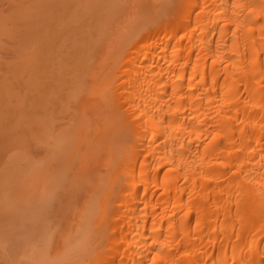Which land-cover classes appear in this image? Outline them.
<instances>
[{"label": "bare ground", "instance_id": "obj_1", "mask_svg": "<svg viewBox=\"0 0 264 264\" xmlns=\"http://www.w3.org/2000/svg\"><path fill=\"white\" fill-rule=\"evenodd\" d=\"M138 2L137 6L141 3ZM172 5L165 15L154 17L156 20L138 28V32L130 35L124 32L127 38L118 42L113 54L108 52L102 58L104 62L101 60L102 65L99 62L100 67H96L99 70L89 65L91 71H85L90 73L84 77V85L88 84L94 98L79 101L76 96L85 95L77 94L76 101L73 99L78 103L75 106L70 105L72 101L64 103L62 100L66 97L61 99L65 104L62 114L69 113L68 119L65 124L61 123L63 127L59 125L60 129L58 124L54 125L56 130L52 124H56L59 117L55 122H46L52 125L48 128L50 134L45 129L48 140L47 136L39 134V127L34 129L30 125L28 128L34 120L24 118L29 122L19 126L18 120L14 123V119L8 120L6 116L8 124L11 121L14 124L8 128L1 126L7 128L5 134L0 129V134H4L0 137V200L9 195L16 201L12 202L13 206L20 199L17 207L28 206L24 200H30L33 207H41V210L35 208L38 211L33 214H36L30 213L35 230L29 232L35 233V239L23 244L35 250L32 248L34 251L30 250V254L28 248L22 246V250L28 251L22 255L27 262L23 264H264V0H175ZM3 16L0 15V20ZM97 34L92 37L101 39L103 34ZM89 38L85 40L91 42L87 43L92 47L94 39ZM99 42L103 48L104 42ZM98 53L101 54L100 50ZM96 57L95 60L100 58L98 54ZM50 61L53 64V59ZM75 72L79 77L80 72ZM83 72L80 76L86 75ZM70 75L69 83L73 77L77 79L74 72ZM83 76L78 84L82 83ZM75 93H66V96ZM27 95L23 98L27 101L30 97L29 101L21 105H29L32 113L33 109L36 111L35 107L32 109L35 103L30 106L29 102L33 101L31 97H37ZM16 104L20 107L18 111L24 107L20 106V101ZM42 105L46 112V104ZM40 107H37L39 112L36 111L39 116L43 109ZM72 107L75 110L70 113ZM23 110L16 111V116ZM8 111L12 115V109ZM21 115L20 122L26 117ZM41 117L35 116V123L44 124L45 121H41L44 117ZM37 123L35 126H40ZM43 141L50 144L44 146ZM32 142L35 147L31 146ZM10 150L17 156L11 157ZM31 151L35 152V157ZM60 154L66 157L60 160L63 157L58 158ZM30 162L35 165L34 169ZM26 167L33 170L27 169V172ZM40 175L43 184L39 186L42 189H38L45 190V195L40 190L36 194L46 196L45 199L40 197L42 200L28 190L31 185L36 190L35 182H39ZM14 177L18 181L25 180L20 183ZM26 178L30 183L34 181L33 184L28 182L30 187L26 192H31L28 196L20 194L29 186L25 184ZM7 186L10 192L17 193L18 187L22 189L18 190L20 198L14 191L12 195L5 193L9 189ZM30 194L34 196L32 199H28L32 197ZM30 205L25 208L34 209ZM3 214L0 222L5 223L10 214ZM5 227H1L0 232ZM22 237V242H27L28 235ZM3 250L0 256L5 261L12 251L10 249L6 255V249Z\"/></svg>", "mask_w": 264, "mask_h": 264}, {"label": "rangeland", "instance_id": "obj_2", "mask_svg": "<svg viewBox=\"0 0 264 264\" xmlns=\"http://www.w3.org/2000/svg\"><path fill=\"white\" fill-rule=\"evenodd\" d=\"M14 2V3H10V2ZM73 1V2H72ZM83 1V2H82ZM90 3H89V2ZM98 0H96V2H97ZM170 1H172V0H169L168 1V4H166V2H167V0H144V1H142L141 2V0H139V2L138 3H140L141 4V6H140V4H138L139 6H137V4H135V3H137V0H101V1H98V3H96L95 2V0L94 1H92V0H33V3H32V0H0V12L1 13H3V14H1L0 13V15L2 16V15H4L3 16V18H5L6 17V13H7V15H9V17L7 16L6 17V19H5V22H4V20H3V18L0 20V22H1V25H2V27L0 26V129L1 130H4L2 133H4L5 132V130L8 128V126H10L11 124H14V123H17V122H15V121H19L18 123H19V126L21 125L20 123H22L23 124V122H25L26 120H24V118L25 119H28L29 121L30 120H34V122L33 121H31V122H33V123H30L29 124V126H28V128H30V125L31 126H33V127H35L34 129H36V127H39L40 128V131H39V134L41 135V134H43L42 135V137L44 136V138H45V136H47L46 137V140H48L49 139V136L47 135V134H50L49 133V130L51 131V129H48L50 126H52L53 128L55 127V126H57V124H58V126H57V128H59V125L61 124V123H63V124H65L64 122H67V120L66 119H68V114L69 113H65V114H62L63 112H62V108L64 107V103H66V104H69V103H71V101L72 102H74L75 103V99L77 98L78 100L80 99V100H82L83 99V101H87V100H89L90 101V99H92V95H90V91L88 90V88H89V86H88V84H86V85H84V83L86 82L85 81V79H84V77L85 76H87L89 73H85V71L86 72H88V71H91L90 69H88V67H89V65H90V67L89 68H91L92 69V65H93V67H95L94 68V70H99L98 68H96L97 66H99V62H101V60L104 62V59H102V58H105L106 57V54H109L108 52H110L111 54H113V52L115 51V47H117V45H119L125 38H127V36H125V35H127V34H129V33H133V32H138L137 31V29L139 28V29H141V27L142 26H144V25H146V26H148L152 21H154V19L156 18V19H158L159 18V16H163V15H165L168 11H169V9H171V8H169V5L171 4V6L170 7H172L173 5V1L175 2V0H173L171 3H169ZM101 2V3H100ZM134 4H133V3ZM145 4H144V3ZM155 2V3H154ZM71 3V4H70ZM72 3H73V5H72ZM89 3V4H88ZM93 5H92V4ZM10 4V5H9ZM14 4V5H13ZM18 4V5H17ZM21 4V5H20ZM31 4V5H30ZM34 4V5H33ZM66 4H67V7H66ZM83 4V5H82ZM98 4H100V5H98ZM147 4V5H146ZM70 5L72 6V7H70ZM75 5V6H74ZM90 5V6H89ZM95 5H97L96 7H95ZM14 6H16L15 8H14ZM24 6H25V8H24ZM38 8H37V7ZM70 8H69V7ZM86 6V7H85ZM89 6V7H88ZM135 6H137V7H135ZM4 7H5V9H4ZM12 7V9L10 10L9 8H11ZM21 7H23L22 9H21ZM31 9H30V8ZM90 7H91V9H90ZM139 7H142V9L141 8H139ZM146 7V8H145ZM28 8L30 9V10H28ZM71 9V10H68V9ZM75 8V9H74ZM87 8V9H86ZM173 8V7H172ZM4 9V10H3ZM93 9H95L94 11H92ZM144 9V10H143ZM2 10V11H1ZM6 10H10V11H6ZM91 12H90V11ZM85 11V12H84ZM96 11V12H95ZM5 12V13H4ZM84 12V13H83ZM92 13L93 15V17H95V18H93L92 16H91V14H90V16H89V14L88 13ZM95 12V13H94ZM87 13V14H86ZM95 14V15H94ZM153 16H152V15ZM30 15V16H29ZM86 15V16H85ZM148 15V16H147ZM149 15H151L152 17H150ZM115 18H114V17ZM155 17V18H154ZM158 17V18H157ZM8 18V19H7ZM29 18V19H28ZM114 18V20H112ZM118 18V19H117ZM117 19V20H116ZM153 19V20H152ZM155 19V20H156ZM3 20V21H2ZM117 21V23H113V22H116ZM142 21H143V23H142ZM109 22H111L110 24H109ZM143 25H142V24ZM102 24L104 25L103 27H102ZM106 24V25H105ZM108 24V25H107ZM141 24V25H140ZM97 25V26H96ZM109 25H111V26H109ZM98 26H100V27H98ZM109 26V27H108ZM112 26H114V27H112ZM111 27H112V29H111ZM101 28H102V30H101ZM109 29V34H108V32H107V30ZM30 29V30H29ZM65 29V30H64ZM127 29L128 30H130V31H132V32H130V31H127ZM143 29V28H142ZM34 30V31H33ZM96 30V31H95ZM105 30V31H104ZM126 30V31H125ZM33 31V32H32ZM60 31V32H59ZM63 31V32H62ZM65 31V32H64ZM100 31V32H99ZM124 32H126L127 34H125ZM63 33V34H62ZM97 33H102L103 35H101V36H105L106 34L110 37V39L109 38H106V37H108V36H106L105 38H103V37H101L100 36V38L101 39H94L93 37H92V35H96ZM111 33V34H110ZM120 33V34H119ZM29 34V35H28ZM35 34V35H34ZM40 34V36H38ZM60 34V35H59ZM99 34V35H100ZM105 34V35H104ZM125 34V35H124ZM31 35V36H30ZM98 35V34H97ZM97 35H96V37H97ZM125 36V37H123V36ZM130 35V34H129ZM44 36H45V39H44ZM65 36V37H64ZM89 36H90V38H93L94 40H97V42H98V40L99 41H103L104 43L106 42H108L109 41V43L108 44H106L107 45V48L105 49L104 48V46L106 47V45L103 43L102 45H104L103 46V48L101 47V42H99V43H95V42H93L94 40L93 39H91V40H93L92 41V43H94L95 45H93V46H95V47H91V45H89V44H91V42L89 43V41H86L87 40V38H89ZM117 36H120V37H117ZM29 37H30V39H29ZM34 39H33V38ZM38 37H39V39H38ZM43 37V38H42ZM57 37V40H60V41H58V43L60 44V46H59V44L57 43V40L55 39ZM95 37V36H94ZM59 38V39H58ZM81 38V39H80ZM89 38V39H90ZM98 38H99V36H98ZM103 38V39H102ZM113 39V41L116 43V44H114V42L112 41V39ZM32 39V40H31ZM41 39V40H40ZM54 39V40H53ZM61 39H62V41H61ZM86 39V40H85ZM118 39H120V40H118ZM50 40L52 41V42H50ZM56 40V44H53V43H55L54 41ZM90 40V41H91ZM105 40H108V41H105ZM30 41H32V42H30ZM45 41V42H44ZM49 41V42H48ZM86 42V43H85ZM89 44H88V43ZM111 42V43H110ZM118 42H120V43H118ZM35 43V44H34ZM48 43H49V45H48ZM52 43V47L50 46V44ZM37 44V45H36ZM89 45L90 46V48H92V49H90L89 48V46L87 47V48H89L87 51H85V49H87L86 48V46L87 45ZM96 44H100L99 46H96ZM112 46H111V45ZM28 45L29 46H31V47H28ZM57 46H59V48L57 47V49H56V47ZM48 46H50V47H48ZM109 46V47H108ZM114 46V47H113ZM34 47V48H33ZM55 47V48H54ZM96 47H97V49H96ZM101 47V48H100ZM112 47V48H111ZM52 50H50V49ZM112 50H111V49ZM47 49H49L50 51L49 52H47L48 50ZM57 51H56V50ZM114 49V50H113ZM96 50V51H95ZM100 50V52H101V54H99L98 53V51ZM94 51H95V54H94ZM53 52V53H52ZM56 52V53H55ZM58 52H60V53H58ZM88 52V53H87ZM93 52V53H92ZM102 52H104L103 53V55H102ZM51 54V55H50ZM58 54V55H57ZM82 54V55H81ZM96 54H98L99 55V57L100 58H98V59H96L95 60V58H97L96 57ZM110 54V55H111ZM59 55H60V57H59ZM80 55V56H79ZM64 56H65V58H66V60L64 59ZM105 56V57H104ZM50 57V58H49ZM56 57V58H55ZM82 57H84V58H82ZM59 58V59H58ZM81 58L82 59H84V60H81ZM90 58V59H89ZM92 58V59H91ZM32 59V60H31ZM39 59H41V60H39ZM53 59V64H52V61H50V60H52ZM55 59V60H54ZM57 59V60H56ZM62 60V62H60L61 60ZM29 60H30V62H29ZM37 60H39V61H37ZM79 60L81 61V62H79ZM95 60V61H94ZM45 61V62H44ZM56 61H58V63L56 62ZM64 61V62H63ZM97 61V62H96ZM32 62V63H31ZM50 62H51V65H50ZM56 62V63H55ZM69 62H71V63H69ZM77 62H79V63H77ZM92 62H93V64H92ZM103 62H101V64H100V66L102 65V63ZM33 63H35L34 65H33ZM60 63H62L61 65H60ZM69 63V64H68ZM86 63V64H85ZM95 63V64H94ZM99 63V64H98ZM44 64H46V65H44ZM48 64V65H47ZM64 64V65H63ZM66 64V65H65ZM80 66H78V65ZM88 64V65H87ZM39 65V66H38ZM58 65L60 66V67H58ZM48 68H47V67ZM51 66V67H50ZM54 66V67H53ZM63 66H64V68H63ZM83 66V67H82ZM99 66V67H100ZM50 67V68H49ZM60 68V69H59ZM66 68V69H65ZM77 70H76V69ZM47 69V70H46ZM65 69V70H64ZM71 69V70H70ZM79 69V70H78ZM81 69V70H80ZM84 69V70H83ZM49 70H51V71H49ZM62 72H61V71ZM78 71V72H80L79 73V77L76 75V73L77 72H75V71ZM70 71V72H69ZM84 71V72H83ZM65 72V73H64ZM67 72V73H66ZM73 72H74V75H75V77L77 76V79L76 78H74L73 77V75H72V80L73 81H70V83H69V79H70V77H71V75H70V73L71 74H73ZM81 72H83V73H85L86 75H82L83 76V79L81 80L80 79V81H82V83L80 84H78V79L79 78H81L82 76H80L81 75ZM82 73V74H83ZM63 75H65V76H63ZM69 76V77H67V76ZM66 77V79H63V78H65ZM68 79V80H67ZM7 80V81H6ZM75 80V81H74ZM83 80H84V82H83ZM30 81V82H29ZM67 81V82H66ZM6 82V83H5ZM32 82H33V84H32ZM77 82V85L79 86V85H81V92L79 91V89L80 88H78L77 87V85H75V83ZM8 83V84H7ZM66 83H68L67 84V86L65 85ZM6 84V85H5ZM30 84V85H29ZM32 84V85H31ZM48 84V85H47ZM62 84H64L63 86H62ZM71 84V85H70ZM7 85H8V87H7ZM10 85V86H9ZM82 85L85 87H87V88H83L82 87ZM12 86V87H11ZM34 86V87H33ZM59 86H61V88L59 87ZM64 86H66L67 88L65 89L64 88ZM73 86H75L74 88H73ZM15 87V88H14ZM60 89H59V88ZM72 88V89H71ZM61 89H63L64 90V92H63V90H61ZM69 89H71L70 90V92L68 91ZM75 91H74V90ZM4 90V91H3ZM7 90V91H6ZM60 90V91H59ZM82 90H84L85 92H82ZM87 90V91H86ZM52 91H54V92H52ZM62 91V92H61ZM67 91V92H66ZM79 91V92H78ZM69 92V93H68ZM76 92V93H75ZM7 93V94H6ZM19 93V94H18ZM29 93V94H28ZM62 93H63V96H62ZM66 93L69 95V94H72L73 95V93H75L74 94V96H66ZM83 93V94H82ZM18 94V95H17ZM28 94V95H27ZM30 94H34V96L35 97H37V98H34V97H31V99H30V101L31 100H33L31 103L29 102V104H30V106L31 105H33L34 103V105L32 106V109H33V107H35L36 108V111L37 112H39L38 110H37V107H40V109L41 108H43V103L44 104H46L45 105V107H46V112H43V110H44V108L43 109H41L40 111V116H42V117H44L43 119H45V120H43L42 119V117H41V119H38V120H41L42 122L43 121H45L44 122V124L47 122L48 124L49 123H52V122H55V119H57L58 117H59V119L62 121V122H60V123H57V122H59L58 120L59 119H57L56 121V124L54 123V124H52V125H47V123L44 125V124H40V122H36L38 125L40 124V126H35V120L37 119H35V116H38L39 118H40V116H39V113H38V115L36 114V111L34 112L33 110H32V113L30 112V110H31V107H29V105H28V107L26 106V104H23L24 105V107H21V109H19V111H18V108H20V107H18L19 106V104H16V103H18L19 101H20V106H23V105H21V103H23V101H24V103H25V98H23V97H25L26 95H27V97L30 95ZM78 94V96H79V94H81L80 96L82 97L83 95H85V97L83 96L82 98H79V97H77L76 96V98H75V95H77ZM15 95V96H14ZM11 96V97H10ZM12 96H14V97H12ZM20 96V97H19ZM32 96V95H31ZM38 96H40V97H38ZM26 97V98H27ZM42 97H44V100H43V98ZM64 97H68L67 99L65 98V99H63ZM19 98V99H18ZM28 98H30V97H28ZM27 98V101L26 102H28L29 101V99ZM34 98V99H33ZM85 98V99H84ZM94 98V97H93ZM22 99H24V100H22ZM35 99H36V101H38V102H40L39 104H41V105H39L38 104V102L36 103V102H34L35 101ZM38 99V100H37ZM40 99H42L41 101H40ZM61 99H63L62 101L64 102H62L61 101ZM75 101H74V100ZM17 100H19L18 102H17ZM21 100H22V102H21ZM79 100V101H80ZM94 100V99H93ZM15 101V102H14ZM43 101H45V102H43ZM68 101H69V103H68ZM78 101V102H79ZM63 104H62V103ZM33 103V104H32ZM71 103L70 105H76V104H78V103ZM14 104H15V106H14ZM36 104H37V107H36ZM61 105H63V106H61ZM69 105V106H70ZM10 106H12V107H10ZM25 106H26V110L24 109L25 108ZM18 107V108H17ZM71 107V106H70ZM16 110H15V109ZM24 110H23V109ZM28 108V109H27ZM65 108H67V105L65 106ZM8 109H12V115H11V113H9V112H11V111H8ZM30 109V110H29ZM68 109H69V107H68ZM72 109H73V107L71 108V110H69L70 111V113H71V111H72ZM21 110H23L22 111V113H23V115H25L26 117H23L22 118V122H20V120H19V118H20V115L22 114H17V116H16V113L18 112H20ZM64 110H66V109H64ZM73 110H75V108L73 109ZM17 111V112H16ZM30 112V113H29ZM36 114V115H34V113ZM66 112V111H65ZM68 112V111H67ZM4 113H5V115H4ZM7 113V114H6ZM10 115H9V114ZM15 113V114H14ZM45 113V114H44ZM14 114V115H13ZM9 115V116H8ZM19 115V116H18ZM23 115H21V117L23 116ZM66 116V117H64V116ZM2 116H3V118H2ZM6 116H7V119L8 120H10L11 118V120H13L14 121V123H12V121L11 122H9L10 124H8V120H6L5 118H6ZM10 116H12V117H10ZM16 118H15V117ZM61 117V118H60ZM63 117V118H62ZM18 118V119H17ZM27 120V121H28ZM37 120V121H38ZM2 121V122H1ZM5 121V122H4ZM26 121V122H27ZM28 121V122H29ZM4 122V125L2 124ZM6 122H7V125H6ZM41 122V123H42ZM35 123V124H34ZM25 124V123H24ZM32 124H34V125H32ZM26 126L28 125V124H25ZM55 125V126H54ZM1 126H3L4 128L5 127H7L6 129H4L3 127H1ZM24 126V125H23ZM42 126H44L43 127V129H41V127ZM61 126H62V124H61ZM64 126V125H63ZM62 126V127H63ZM85 126V125H84ZM33 127H31V128H33ZM77 127V126H76ZM24 128H26V127H24ZM27 128V131L29 130ZM38 129V128H37ZM45 129H47L48 131V133L46 134V130ZM60 129V128H59ZM1 130H0V133H1ZM31 130V129H30ZM54 130H56V127H55V129ZM25 131H26V129H25ZM43 131H45V132H43ZM52 131H53V129H52ZM31 132H32V130H31ZM34 132V131H33ZM32 132V133H33ZM35 132H37V130L35 131ZM1 133V134H2ZM0 134V137H2L3 138V136H4V134H3V136ZM30 134V133H29ZM28 134V135H29ZM35 134V133H34ZM21 135V134H20ZM27 136V135H26ZM22 137V136H21ZM35 137V136H34ZM37 137H39V136H37ZM29 138H31V136L29 137ZM43 138V139H44ZM27 139V138H26ZM26 139H24V140H26ZM38 139H41V138H38ZM16 140V139H15ZM30 140H32V139H30ZM29 140V141H30ZM35 140V139H34ZM45 140V141H46ZM1 141H2V139H1ZM1 141H0V143H1ZM26 141H28V140H26ZM45 141H43L45 144H44V146H47L48 144H50L49 143V141H48V143H47V145H46V142ZM31 142V141H30ZM16 143V142H15ZM26 143V142H25ZM35 143V142H34ZM40 143L41 144H43L42 142H41V140H40ZM13 145L15 146V144L13 143ZM30 145V144H29ZM31 146H34V144H33V142L31 143ZM36 146V145H35ZM34 146V147H35ZM12 147V146H11ZM9 148V147H8ZM32 148V147H31ZM5 149H7V148H5ZM32 149H34V148H32ZM36 149V148H35ZM43 149L44 148H42V151H43ZM4 150V149H3ZM45 150H46V147H45ZM1 151V150H0ZM6 151H8V150H6ZM19 151H21V150H19ZM27 151V150H26ZM50 151V150H49ZM68 151V153L67 154H69V150H67ZM71 151V150H70ZM10 152H11V150H10ZM13 152V151H12ZM11 152V153H12ZM15 152V151H14ZM18 152V151H17ZM32 152V151H31ZM36 152H37V149H36ZM43 152H45V151H43ZM43 152H42V155H44L43 154ZM48 152V151H47ZM3 153V152H2ZM4 153H5V151H4ZM8 153H9V151H8ZM28 153H30V150H29V148H28ZM33 153V152H32ZM35 153V152H34ZM34 153H33V155H34ZM5 154H7V153H5ZM13 154V153H12ZM23 154V153H22ZM50 154V153H49ZM65 154V153H64ZM11 155V154H10ZM9 155V156H10ZM26 154H24V156H25ZM28 155V154H27ZM30 155V154H29ZM32 155V154H31ZM40 155H41V153H40ZM40 155H38L39 157H40ZM59 155V154H58ZM63 154H60V156L58 157V158H60L61 156H62ZM6 156V158H9V157H7V155H5ZM14 156H17V155H12L11 157H14ZM26 157H29V156H26ZM34 157H35V155H34ZM38 157V158H39ZM46 157H48V156H46ZM64 157H66V156H64L63 155V157H61L60 158V160H62V159H64ZM25 158V157H24ZM49 158H51L50 156H49ZM30 159V158H29ZM36 159H37V157H36ZM41 159V158H40ZM39 159V160H40ZM47 159V158H46ZM25 160H26V158H25ZM34 160V162H35V159H33ZM44 160V159H43ZM52 160H53V158H52ZM57 160H59V159H57ZM24 161V160H23ZM27 161V160H26ZM50 161V160H49ZM54 161V160H53ZM53 161L51 162L52 164H53ZM56 161V160H55ZM54 161V162H55ZM27 162H29V161H27ZM27 162H23L25 165H27L26 163ZM37 162V161H36ZM41 162H43L42 160H41ZM31 163V162H30ZM29 163V165L31 166L32 165V167L31 168H33V163H31L30 164ZM48 163V162H47ZM54 164H56V162L54 163ZM42 165H43V163H42ZM50 165V164H49ZM35 166V165H34ZM48 166V165H47ZM51 166V165H50ZM44 167V166H43ZM48 168V167H47ZM27 169H28V171L29 170H31L30 168H27L26 167V171H27ZM34 169V168H33ZM32 169V170H33ZM31 170V171H32ZM27 171V172H28ZM30 171V172H31ZM41 171H42V169H41ZM40 171V172H41ZM46 171H47V169H46ZM25 172V171H24ZM29 172V173H30ZM36 172V171H35ZM42 172H44V171H42ZM29 173H26V174H28L29 175ZM33 173V172H32ZM47 173V172H46ZM21 174V173H20ZM26 174H24L25 175V177H26ZM31 174V173H30ZM38 174V173H37ZM23 174H21V176H22ZM18 177V176H17ZM24 177V176H23ZM31 177V179H32V176H30ZM34 177V176H33ZM15 179H16V177H14ZM20 178V177H19ZM34 178H36V177H34ZM38 178V177H37ZM44 178V177H43ZM45 178H46V176H45ZM44 178V181L46 180ZM21 179V178H20ZM22 180V179H21ZM21 180H19L20 181V183H21ZM23 180H25V179H23ZM22 180V181H23ZM29 180V179H28ZM33 180V179H32ZM39 180V182H35V183H37V187H36V185H35V187H36V190H34V188H33V185H31L32 187H31V189H28V190H30L31 192H32V195H35L36 193H39L38 191L40 190V193H42V194H44L45 195V193H44V191L45 190H43V192L41 191V189H42V187H39L41 184H43V183H41L43 180H42V177H41V175H40V178H38L37 179V181ZM42 180V181H41ZM12 181V180H11ZM16 181H18V179H16ZM18 181V182H19ZM26 181H27V178H26ZM25 181V184L27 183V185L30 183V180L29 181H27L26 182ZM48 181V180H47ZM15 182V181H14ZM29 182V183H28ZM34 182V181H33ZM33 182H31L32 184H33ZM11 183V182H10ZM30 183V184H31ZM40 183V184H39ZM45 183H47V182H45ZM30 184H29V186H26L25 188H26V190H25V188H24V192L22 191V189H20L19 190V183H18V188H16V192L17 193H15V187L14 188H12L13 187V185L11 186V188L12 189H14V190H12V191H14V193H15V195L16 196H18L19 194V192L20 191H22V192H20V194L21 193H26V195L28 194V193H31V192H26L27 191V188L28 187H30ZM14 185H17L16 183L14 184ZM44 186V185H43ZM47 186V185H46ZM21 187H22V185H21ZM20 187V188H21ZM7 188H9V186H7ZM11 188H9L8 189V191L7 192H5V193H10L11 194V192H10V189ZM23 188V187H22ZM38 188H41V189H38ZM44 188V187H43ZM4 190H6V189H4ZM3 190V191H4ZM18 190H19V192H18ZM2 191V190H1ZM33 191H36L35 193H33ZM47 191V190H46ZM14 193H13V195H14ZM4 194V193H3ZM7 194V195H8ZM42 194H36L35 195V197L38 199V198H40V197H42V198H44V197H46V196H44L43 197V195ZM1 195V194H0ZM5 195V194H4ZM3 195V196H4ZM12 195V194H11ZM29 195V194H28ZM27 195V196H28ZM31 195V194H30ZM31 195V196H32ZM2 196V195H1ZM15 196V197H16ZM23 196L24 195H22V198H23ZM26 196V197H27ZM7 197V196H6ZM5 196L4 197H2V199L4 198H6ZM14 196H13V198H15ZM19 197V196H18ZM17 197V198H18ZM25 197V196H24ZM34 196H32V197H28V199H32ZM1 198V197H0ZM20 198V197H19ZM36 198H34L36 201H37V199ZM42 198H40V200H42ZM4 199L3 200H0L1 202H3V203H1L0 204V206H3V205H6V209L5 208H3V207H0V210L1 211H4V212H2V213H4L5 214V216H7V214H10L8 217L9 218H6V220H5V223L7 222V225H6V227L4 226L5 225V223H4V221L3 222H0L1 224H0V226L3 228V227H5V232L4 231H2V232H0V255L2 254V251L1 250H3V249H6V255H8L7 254V251H8V253H9V250H10V252L11 253H9V255L6 257L5 255V258H7V260L5 259V261H4V258H3V256H2V258H1V256H0V260H1V262H3V264L4 263H7V264H15V263H17L18 264V261L20 262H22V263H19V264H23V261L25 260L24 259V255H26V253L28 252H25L24 250H22V246H23V249H26V248H28V246L29 245H26V244H28L30 241H32L33 239H35L34 238V234H31L30 232L32 231L31 229H33L34 228V222L32 223L30 220H31V215L33 214V211L34 212H36V211H38V210H35V208H41V207H39V206H37V207H33V206H31L30 204V200L29 201H27L26 202V200H24L25 201V203H26V205H30V207H32V208H34V209H32L31 210V208L30 209H28V208H25V207H28V206H19L20 207V210L18 209L19 207H17V205H20V203H19V201H22V200H17L18 202L17 203H19V204H17V203H15L16 204V206L14 207L13 206V203L14 202H16V201H14V199L12 200L10 197H9V195H8V197H7V200L6 201H4ZM8 199H11L12 201H10L11 203H9V201H8ZM26 199V198H25ZM33 199V200H34ZM45 199V198H44ZM39 200V199H38ZM8 201V202H7ZM14 201V202H13ZM24 201L22 202L23 204H24ZM6 204H5V203ZM13 202V203H12ZM32 202V201H31ZM35 202V201H34ZM34 202H32V203H34ZM9 203V204H8ZM35 203H37V202H35ZM39 203H42V202H39ZM8 205H12L13 207H10V206H8ZM25 205V204H24ZM38 205H40V204H38ZM35 206V205H34ZM41 206L43 207L44 206V203H43V205L41 204ZM9 207V208H8ZM22 207V208H21ZM3 210H2V209ZM14 208H16V209H14ZM7 210V209H9V213H6L5 212V210ZM13 209V210H12ZM22 209H24V210H22ZM10 210H12L11 212L12 213H10ZM31 210V211H30ZM41 210V209H40ZM28 211H30V212H28ZM15 212V213H14ZM1 213V212H0ZM2 213H1V215H0V217L2 216ZM29 213V214H28ZM30 213H32V214H30ZM4 214H3V216H4ZM15 214H17V215H15ZM34 214H36V213H34ZM33 214V215H34ZM14 217H16V218H14ZM25 215V216H24ZM29 216V217H28ZM18 217H20V218H18ZM22 217V218H21ZM10 218H12L11 219V222H9L10 220ZM27 218H29L28 219V222H27ZM1 219V218H0ZM7 219L9 220V221H7ZM16 219V220H15ZM19 219V220H18ZM23 219H25L26 220V222L25 221H23ZM32 219H33V216H32ZM2 220V219H1ZM15 223H14V222ZM13 222V224H11ZM18 222V223H17ZM21 222H22V224H21ZM23 222H25V224L23 223ZM9 223V224H8ZM29 224V225H27V224ZM31 223H32V225H31ZM21 225L22 227H26L25 229H27V230H25V229H22V228H19L20 226H18V225ZM14 225V226H13ZM24 225V226H23ZM16 226V227H15ZM31 226V228H29ZM1 227H0V231L2 230L1 229ZM9 227H10V229H9ZM18 227V228H17ZM33 227V228H32ZM6 228H8V229H6ZM13 228H15L16 229V231L13 229ZM29 228V229H28ZM11 229H13V230H11ZM8 230H10V231H8ZM24 230V231H23ZM33 230H35V229H33ZM8 231V232H7ZM11 231H12V233H11ZM18 231H19V233H18ZM23 231V232H22ZM30 231V232H29ZM7 232V233H6ZM22 232V233H21ZM34 232H36V231H34ZM2 233V234H1ZM10 233V234H9ZM22 235H21V234ZM23 233H24V235H28V238H27V242H22L23 241V239L21 240V237L22 238H24V235H23ZM29 233V234H28ZM7 234V235H6ZM14 236H13V235ZM17 234V235H16ZM4 235V236H3ZM10 236V238H9V236ZM12 235V236H11ZM20 235V237H18ZM29 235H33L32 236V238H31V236H29ZM13 237L15 238V239H13ZM16 237H17V239H16ZM25 237H27V236H25ZM6 238V239H5ZM4 239V240H3ZM8 239V240H7ZM19 239H20V241H19ZM26 239V238H25ZM29 239H31V240H29ZM5 240H7L9 243H10V245H8L9 243L8 242H4ZM9 240H12V241H9ZM14 240H16V243L14 242ZM35 241H37V240H35ZM34 241V242H35ZM12 242H14L13 243V245L14 246H11L12 244ZM34 242H31L32 244H34ZM8 243V244H7ZM18 243V244H17ZM23 243H26L25 245L23 244ZM37 243V242H36ZM8 245V247H7V245ZM30 244V243H29ZM38 244V243H37ZM24 246H26V248L24 247ZM34 246H35V244H34ZM6 247V248H5ZM9 247H10V249H9ZM15 247V248H14ZM18 247V248H17ZM30 247H31V245H30ZM32 248L35 250V248L32 246ZM30 249L31 250V253H32V251H34L33 249ZM8 249V250H7ZM14 250V251H13ZM19 250V251H18ZM28 250H29V248H28ZM30 250H29V253H30ZM16 251V252H15ZM3 252H4V250H3ZM13 252H15V253H13ZM19 252V253H18ZM28 253V254H29ZM30 253V254H31ZM11 254V255H10ZM23 255V256H22ZM16 256V257H15ZM9 257H11V259H12V261H10L11 259L9 258ZM16 259H18V260H16ZM27 257H29V256H26V258ZM23 260H22V259ZM30 258V257H29ZM21 259V260H20ZM27 260V259H26ZM14 261V262H13ZM0 262V263H1ZM11 262V263H10ZM25 262V261H24ZM25 263H27V262H25ZM24 263V264H25ZM2 264V263H1ZM30 264V263H29Z\"/></svg>", "mask_w": 264, "mask_h": 264}]
</instances>
